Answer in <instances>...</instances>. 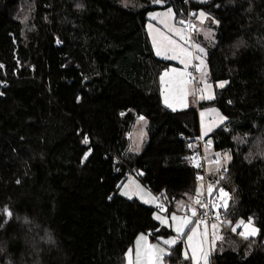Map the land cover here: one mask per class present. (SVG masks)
I'll list each match as a JSON object with an SVG mask.
<instances>
[{"label": "trees", "instance_id": "1", "mask_svg": "<svg viewBox=\"0 0 264 264\" xmlns=\"http://www.w3.org/2000/svg\"><path fill=\"white\" fill-rule=\"evenodd\" d=\"M141 1L131 11L113 0H0V264H123L139 234L170 238L153 207L119 194L130 176L114 160L164 213L197 207L198 146L186 142L200 135L198 113L163 107L167 63L146 32L150 11L178 15L182 0ZM193 8L217 21L205 61L211 82H227L209 103L227 122L206 148L230 156L209 264H264V0ZM135 116L149 120L139 154L128 150ZM249 219L258 234L246 240L233 227ZM168 252L166 264H192L182 240Z\"/></svg>", "mask_w": 264, "mask_h": 264}, {"label": "rangeland", "instance_id": "2", "mask_svg": "<svg viewBox=\"0 0 264 264\" xmlns=\"http://www.w3.org/2000/svg\"><path fill=\"white\" fill-rule=\"evenodd\" d=\"M118 6L131 11H138L145 8V4L141 0H113ZM158 1V2H156ZM198 2H207L208 0H197ZM151 5L156 2V4L163 5V3L159 0H150ZM169 10H171L169 12ZM203 14V16H201ZM179 15V14H178ZM175 11L171 8H167L164 10H153L150 11L147 15V22H146V32L148 34L150 44L152 46V50L154 55L166 62V66L164 69L159 73L158 84H159V94L161 97V102L164 108L171 112H183L187 110H196L198 113V122H199V133L203 140L210 145L211 134L218 130L219 128L223 127L224 124L227 122V118L222 115V113L216 108L215 106L209 104L215 98V89L223 88L227 84L225 81L219 82H211L209 78L208 68L206 56L209 50L214 48L217 45L216 38L214 36L215 26H217V21L213 18L212 15L204 12L203 10L197 11V17L194 21L197 23V32L193 34L191 37L187 33L184 21L181 17H179ZM183 21V23H181ZM204 29V33L202 34V39L198 37L200 34L199 27ZM210 36V37H209ZM173 40L176 42L177 50L179 47H183L192 53V56L187 58L186 63L187 67H185V63H181V59L183 57H179L176 59H171L169 57L173 56L175 53L172 52L170 49L172 45H168L167 40ZM183 37V38H181ZM209 37V39H208ZM155 41L161 42L164 47L161 48V54L157 55V47L154 43ZM198 48H202L204 51H198ZM167 49V50H166ZM202 62V63H201ZM173 69L175 72H173ZM194 69L198 78V87L199 92L196 95L195 87L193 84L187 82L186 84H182L181 81H188V77L191 76V71ZM199 69V70H198ZM168 73V76H164L165 73ZM179 73H186L184 76H180ZM161 77H164L163 81ZM223 84V87L219 85ZM211 98H208V97ZM167 97L168 103H165V99ZM171 104L172 106L169 107L168 105ZM142 116H135L130 130L128 131V150L131 153L139 154L143 151L144 147L146 146L148 141V127H149V120L143 117V120L140 119ZM223 117L224 119L221 120L220 118ZM226 130V129H225ZM206 149V147H205ZM204 149V154L210 155L215 154V159L218 160V164H226L229 163L230 159L228 157V152H217L212 147ZM205 155V156H206ZM208 163V161H206ZM206 163V165H207ZM224 191V190H223ZM127 193L124 195L123 193ZM225 192V191H224ZM219 193V192H218ZM120 194L122 197L127 199H137L140 202L154 208V217H160V220H168L172 217L176 216L177 220L182 218V212H185V206L176 207L179 211L177 212H170L169 215L167 213H161L157 210L158 202L154 198V195L151 194L149 190H147L144 186H140V183L134 178L130 177L127 181H125L121 185ZM131 197V198H129ZM218 200V198H217ZM216 200V201H217ZM229 200V195L227 193V204ZM147 201V202H146ZM213 204L214 210L216 212L222 211L224 212L226 208L219 206L221 205L222 201L219 195V202ZM194 208H190L192 211ZM154 218V219H155ZM192 220V219H191ZM158 222H160L157 219ZM180 221L177 223L179 224ZM196 224V223H195ZM190 225V224H189ZM184 228L183 233L180 235L176 232V226L174 229V233L170 236V238H165V240H182L183 241V255L185 258L190 259L191 263L194 264L192 259L193 251L192 249H196V256L198 258V264H205V260L203 258L204 253H207V264H209V257L211 253V249L214 250L215 243L213 244V228L212 225L210 227H205L206 229L200 230L197 229V234L193 236L191 243H189L188 236L192 235V231L190 234L185 237V231L189 227ZM194 226V225H193ZM192 228V227H191ZM193 228H197L194 226ZM218 234L220 235V228L218 227L217 230ZM210 232V233H209ZM236 232V231H234ZM209 234V235H208ZM139 237V238H138ZM143 235L139 234L135 239L134 242L138 238V243L133 248L138 249L140 245V240ZM144 238V237H143ZM175 243V244H176ZM173 244L172 247L175 245ZM157 251L161 249L158 244H152Z\"/></svg>", "mask_w": 264, "mask_h": 264}, {"label": "built area", "instance_id": "3", "mask_svg": "<svg viewBox=\"0 0 264 264\" xmlns=\"http://www.w3.org/2000/svg\"><path fill=\"white\" fill-rule=\"evenodd\" d=\"M177 12L183 19L186 31L191 37L197 32V23L194 21L196 19V10L193 8V0H182L181 6ZM188 82L194 85L195 93L197 95L199 92L198 78L194 69L191 71V76L188 77ZM5 86L6 83L1 81L0 88ZM180 139H182V137H180L179 140ZM186 145L188 147H192L193 145L198 146V152L190 161L189 166L195 167L197 170H199V183H201V192L198 196V199L207 207H201V205L197 204V207H194V210L196 211L195 216H192V211L190 208H186L185 212H182L181 216L182 218L187 216L193 221L203 220L204 223L199 225L200 228H209L211 224L222 226L220 211L216 212V210L213 208V204L218 198L221 182L225 177H227L228 169L222 168L216 175L208 171L204 149L209 145L205 140L202 139L200 135L196 138V141L193 142V144L191 140H187ZM113 163L117 167L115 173H121L122 178L128 177L132 174L130 169L121 171V167L118 165L120 164L119 160H114ZM209 188L213 189L211 193H209ZM157 202L159 204L157 207L158 211L164 213L166 211V204L160 199H157ZM217 217L219 218L217 219Z\"/></svg>", "mask_w": 264, "mask_h": 264}, {"label": "snow or ice", "instance_id": "4", "mask_svg": "<svg viewBox=\"0 0 264 264\" xmlns=\"http://www.w3.org/2000/svg\"><path fill=\"white\" fill-rule=\"evenodd\" d=\"M170 11L171 10H169V12ZM201 16H203V14H201ZM181 23H183V21H181ZM181 38H183V37H181ZM164 39L167 40L168 45H172V48L170 50L175 53L173 56H171L169 58L176 59V58H179V57H183L181 59V63H185V67H187L186 60H187V58H189V57L192 56V53L190 51H188L187 49L183 48V47H179L178 50H177V46H176V42L175 41L169 40L166 37ZM154 43L156 44V47H157V55H160L161 54V48L164 47V45L161 42H158V41H155V40H154ZM198 51L203 52L204 50L202 48H198ZM173 72H175L174 69H173ZM185 74L186 73H179L180 76H184ZM164 76H168V73L166 72L164 74ZM161 79L163 81L164 77H161ZM187 82L188 81H181L182 84H186ZM219 86L220 87H223V84H221ZM208 98H211V97L209 96ZM165 103L166 104L168 103L167 97L165 99ZM168 106L171 107L172 105L169 104ZM140 119L143 120V117H140ZM220 119L223 120L224 118L221 117ZM84 143H88L87 138H85ZM86 158H87V154L85 156V159ZM228 158L230 159V157H228ZM212 191H213V189L212 188H209V193H211ZM123 194L124 195H127L126 192L123 193ZM199 195H200V190L197 189V196H199ZM129 198H131V197H129ZM220 198H221L222 203L219 206H222L224 208H227V193H225L223 191V189L220 190ZM193 202L196 203V204L201 205V207H207L206 205L202 204V202L199 199H195ZM8 214L11 215V213H8ZM195 215H196V211L193 209L192 210V216H195ZM205 215H206V213H205ZM218 218L219 217H217V219ZM156 219L159 220L160 217L157 216ZM172 220L173 221H176L177 220V217L176 216H173L172 217ZM191 223H196L197 228H198L200 224L204 223V221L203 220L192 221L189 217L185 216V217L181 218V222L179 224H177V226H176V229L175 230H176L177 234L180 235L181 233H183L184 228L187 227ZM236 227H240V228L243 229V231L239 232V235L242 236L246 240L249 237L255 236L257 234V229H255L252 226L251 219H249V221L247 223H245L243 221L239 222ZM197 228H193L192 229V235L188 236L189 243H191V241L193 239V236H195L197 234ZM212 228L214 230L213 231V244H214L215 243V240H220V239H222V237L216 231L217 228H218V226L216 224H213L212 225ZM233 231H236V228L235 227L233 228ZM141 239H143V237H141ZM163 243L165 245L171 246V245H173V244L176 243V240L175 239H173V240H164ZM192 251H193L192 259L194 261V264H198V258L196 256V249L193 248ZM159 253H160V255H157V251L154 249V246L151 247L149 249L148 255H147L148 264H161L163 255L166 254V253H164V250L163 249H160L159 250ZM130 256H131V253H129V264H131ZM207 256H208V254L207 253H204L203 258L205 260V264H207ZM139 262H140V257H139V253H137V264H139Z\"/></svg>", "mask_w": 264, "mask_h": 264}, {"label": "crops", "instance_id": "5", "mask_svg": "<svg viewBox=\"0 0 264 264\" xmlns=\"http://www.w3.org/2000/svg\"><path fill=\"white\" fill-rule=\"evenodd\" d=\"M196 17H197V15H196ZM199 27V31H200V34L198 35V37H200L201 39H202V34L204 33V29L202 30L201 29V27L200 26H198ZM214 34V36H215V32L213 33ZM210 37V36H209ZM209 37H208V39H209ZM207 149V148H206ZM205 149V150H206ZM205 155H206V153H205ZM215 154H210V155H206L205 156V159H206V161H208V163H207V169H208V171L210 172V173H212V174H214V175H216L222 168H227L228 167V163H226V164H221V165H219L218 164V160L217 159H215L216 157L214 156ZM131 177V176H130ZM132 177H134L139 183H140V186H142L143 187V185L141 184V182L138 180V178L137 177H135V176H132ZM198 189L200 190V192H201V183H199V186H198ZM222 189V187L219 189V193H218V200L216 201V202H219V195H220V190ZM120 190H121V188H120ZM225 193H227L226 191H225ZM119 194H120V191H119ZM121 195V194H120ZM122 196V195H121ZM156 200H157V198L156 197H154ZM199 197L198 196H195L194 197V200L195 199H198ZM194 204H196V203H194ZM196 206H197V204H196ZM184 207V206H183ZM191 208V207H190ZM192 208H194V207H192ZM185 209H186V207H185ZM179 211V210H178ZM154 215V214H153ZM168 215H169V213H168ZM154 217V216H153ZM159 217H161V218H164V217H162V216H159ZM155 218V217H154ZM181 219V218H180ZM180 219L179 220H176V221H170L171 220V218H169L168 220H160L159 219V221L160 222H158L157 221V219L155 218V220L160 224V226H162V227H165L166 229H170V231L172 232V233H174V229H175V226L177 225V223L180 221ZM166 221V222H165ZM193 221V220H192ZM249 221V220H248ZM248 221H243V222H245V223H247ZM253 220H251V224H252V226L255 228V229H257V227L254 225V222H252ZM239 223V222H238ZM238 223H236L235 225H234V227L236 228V233L239 235V232H241V231H243V229L242 228H240V227H236L237 226V224ZM197 226L195 223H191L190 225H189V227L186 229V231H185V237H186V235L188 236L189 234H190V232L192 231V229H193V227L194 226ZM212 225V224H211ZM192 227V228H191ZM233 227V228H234ZM197 229H200V230H204V229H206L205 227H203V228H200V227H198ZM257 234H258V229H257ZM256 234V235H257ZM141 235H143V239L142 240H140V245H139V247H138V249H136V247H135V249L132 247L133 245L134 246H136V244L138 243V238H137V240L134 242V244L126 251V253H125V255H124V263L123 264H129V253H131V256H130V259H131V264H137V253H139V257H140V262H139V264H148V259H147V255H148V251H149V249L151 248V247H153V245L152 244H158L160 247H161V249H163L164 250V253H166V254H164L163 255V258H162V262H161V264H166L165 263V261H164V259H165V257H166V255L169 253L168 252V250L172 247V245L171 246H169V245H165L164 243H163V241L165 240V239H156L155 241H153V240H151L150 238H149V236L148 235H145V234H141ZM209 235V234H208ZM256 235L255 236H251V237H249V238H255L256 237ZM240 236V235H239ZM241 238H243L242 236H241ZM248 238V239H249ZM263 243H264V241H263ZM155 249V248H154ZM159 250L160 249H158L157 250V255H160V253H159Z\"/></svg>", "mask_w": 264, "mask_h": 264}, {"label": "clouds", "instance_id": "6", "mask_svg": "<svg viewBox=\"0 0 264 264\" xmlns=\"http://www.w3.org/2000/svg\"><path fill=\"white\" fill-rule=\"evenodd\" d=\"M249 162H251V161H249ZM130 176H133V175H130ZM48 243H53L54 242V238H52V237H49V239H48V241H47ZM4 249H0V252H2Z\"/></svg>", "mask_w": 264, "mask_h": 264}]
</instances>
